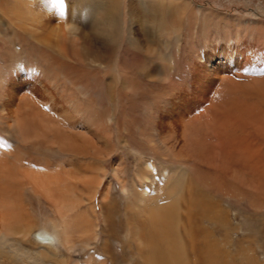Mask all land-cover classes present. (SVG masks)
<instances>
[{
	"label": "bare ground",
	"instance_id": "1",
	"mask_svg": "<svg viewBox=\"0 0 264 264\" xmlns=\"http://www.w3.org/2000/svg\"><path fill=\"white\" fill-rule=\"evenodd\" d=\"M70 2L0 0V264H187L188 248L195 261L218 264L203 223L230 238L240 229L231 207L258 224L248 237L264 245V20H243L245 39L208 36L199 48L196 10L178 0H97L85 22ZM121 41L130 61L117 79L109 75ZM92 65L101 80L82 77ZM97 84L108 105L76 100V87ZM73 112L85 113V126ZM136 129L168 165L161 177L142 163L141 190L130 192L114 157L110 171L128 200L120 213L103 166L114 141L133 147Z\"/></svg>",
	"mask_w": 264,
	"mask_h": 264
},
{
	"label": "rangeland",
	"instance_id": "2",
	"mask_svg": "<svg viewBox=\"0 0 264 264\" xmlns=\"http://www.w3.org/2000/svg\"><path fill=\"white\" fill-rule=\"evenodd\" d=\"M75 1L76 2H70V3H72V5L70 4V6L74 7V8H72L73 18L78 19V21H81V22H85L86 20L91 21L93 18L91 16V12L96 7V5H97L96 1L97 0H75ZM178 2H180L179 4L182 6L185 4H188L192 8H194V11L196 10L195 16H193L191 18L196 19V24H194L195 28H193V33L195 32L193 41H195V44L199 48H204V41L206 39H208V36L217 37V38H219V41L223 42V39H225L224 36L228 35V33L231 37H235V34L238 31L239 32L238 36L240 35L241 39H245V37H248V36H244V35L248 34L249 32H245V28H244L245 25L242 23L243 20H252V19L253 20H264V0H178ZM68 10H69V8H68ZM70 12H71V10L69 11V13ZM127 13H128V11H127ZM127 13H126L125 27H123V29H122L123 33L127 32L126 30H127V28H129V23H130ZM179 15H180L179 19H183V18L187 19V15H182V14H179ZM175 19H177V16H175ZM228 21H230V23H231L230 26L227 25ZM239 23H240V25L242 24L240 27H238ZM236 24H238V25L235 26ZM83 27H84V25H83ZM228 27H230V28H228ZM237 27L239 28V30L237 29ZM185 28H183L182 31L187 35V31ZM240 28H241V30H240ZM180 30H179V32H180ZM226 31H228V32H226ZM82 32H83V29L80 28L75 32V34H82ZM249 35H251V33H249ZM190 36H191V32L189 33V37ZM249 38H251V37L249 36ZM80 42L83 43L82 41H80ZM122 42L123 41H121L120 42L121 45L119 44L117 49H115L113 62L111 63V66L114 67V70L112 72V75H109L110 77H115V78L118 77L117 79H122L121 67H125L126 65H128V63L130 61L129 53L126 52V50H125L126 54L124 52L125 48L127 50L129 48L127 47V45L124 47ZM165 47L166 46H164V48ZM188 49H189V46L187 47V50H186V56L188 53ZM81 50L83 51V48H81ZM137 53L141 54V52H137ZM140 56H141V58H139V59L141 61H142V58L146 57V56H142V55H140ZM73 59H74V56L71 59L72 62H74ZM41 62L42 61H38V63H41ZM1 63L4 64L5 62L1 61ZM75 63L77 64L78 62H75ZM9 64H11V62L6 64V67L9 68L10 67ZM14 65L16 66L15 62H14ZM87 71L89 74L86 72L87 74L85 76H83V72H84L83 71L82 77L91 76V77H95L98 80H101L103 77V71L95 69L93 65H92V67L90 66V68H88ZM91 81L95 82L94 79L93 80L91 79ZM70 83L71 82L68 81L67 84L70 85ZM84 87L85 86H83L82 88L76 87L74 89L75 91H77V95H79L77 97V95L75 94L76 100L79 98V100H81V102H85L86 100L89 99V96L93 95L96 98L102 99L108 105V101H106L102 98L104 95L106 96V93H105L104 89H103V91L101 90V85H99V84L93 85L94 90H92L91 93L90 92L89 93L84 92V91H86L84 89ZM133 101L135 102L136 100L134 99ZM69 104H71V103H69ZM99 105H101V104H97L96 107L94 106V108L97 111H104V110H100L101 107ZM112 108H113V106H112ZM140 109L141 108L139 107V104H138L137 109H135L137 111L136 115H139L142 117L141 112H143V111ZM148 114H149V112H146V116H148ZM75 115L76 114L74 113L73 116H75ZM77 120L81 121V124L83 123V125L85 126L86 123H84V122L87 121L85 113H83V115H78ZM140 121L142 122L143 119L140 118ZM140 121H139V123L141 124ZM146 129H148L149 131L151 130L149 126ZM149 133H153V131H150ZM140 136L141 135H139L138 129H136V131L134 132V135H133V140H134L133 143L134 144L132 147L133 149L131 148L132 150L123 144L118 145L117 141L116 142L114 141V146H115L114 153L110 156L109 160L103 166L104 169L108 170V176L107 177L109 178V181L111 182V185H112V193H113L112 198L116 203L115 207L117 208V210H119L120 213L125 212V209H126L125 207L127 205L128 200H126V197L120 188V184H119V181L117 180V177L113 175V171H110L111 167L113 166V169H114V164H116L114 157H117V158L119 156L122 157V159H121L122 164H120L122 172L120 174V177H121V180L127 182V189L130 192H132L134 190H136V191L141 190L140 186L138 187V185H140L139 184L140 178H139L138 173H139V169L142 167V163H144L145 161L153 162L156 169L159 170V172H160L159 174L161 177L163 176V172H162L163 168L162 167L165 165L166 166L168 165V163L165 162L160 156H157L154 154L155 150L150 149L151 148L150 145L145 144L146 143L144 141L145 138L142 136L140 137ZM113 138L117 140L116 135L113 136ZM153 138H155V136ZM105 160L106 159L99 158V164H100L99 166L100 167H101L103 161H105ZM114 161H115V163H113ZM190 176H191L190 173H188L187 179L184 182L185 188H187L186 185H187V181L190 179ZM135 183H136V185H135ZM133 185H135L136 188H134ZM97 200H98V195H97ZM45 212L49 213L47 210ZM229 216H230L232 226L240 228L237 230L236 229L233 230V232H231V234H230V238L226 237L225 232L217 231L215 224H213L212 222L205 221V223H203V226L205 228H208V230L215 233V239L216 240H213V243H214V245L216 244V248L219 249L223 254V256L221 254L222 257L220 256V258H218L217 263L218 264H264V247H263L264 245H262V243H260V245H262V246H259V244L255 240L248 237L249 236L248 233L251 230V228H253L255 226L257 227L258 224H256L255 222H250L249 217L247 216L246 212L241 211L237 207H231L230 208ZM180 218L184 219V211H183V213L180 214ZM41 224L45 225V221L42 220ZM179 226L180 227L178 229L180 232V237H181L182 241L185 240L184 242L186 243L185 230H184V228H182L183 225L180 224ZM116 228H117V230H119L118 227H116ZM222 230H224V228H222ZM233 237H234V240H233ZM113 243H114L115 250H117L116 251L117 254L121 255L122 254L121 243H118V242L117 243L113 242ZM100 244H101V242L98 243V246H100ZM244 248L250 249L249 252L247 250L244 251L245 255H243L241 253ZM188 251H189V248H188V250L185 251L187 264H197V263L202 264L198 261H195V259H194L195 256L190 251L189 252ZM251 254H253L255 258L250 257ZM82 257H83V255H81V257H80L81 260L83 261L84 259Z\"/></svg>",
	"mask_w": 264,
	"mask_h": 264
},
{
	"label": "snow or ice",
	"instance_id": "3",
	"mask_svg": "<svg viewBox=\"0 0 264 264\" xmlns=\"http://www.w3.org/2000/svg\"><path fill=\"white\" fill-rule=\"evenodd\" d=\"M52 3L55 7L60 8L65 5V0H52Z\"/></svg>",
	"mask_w": 264,
	"mask_h": 264
}]
</instances>
